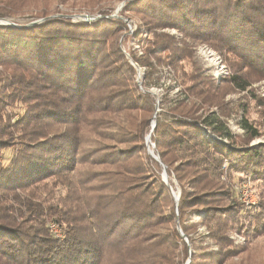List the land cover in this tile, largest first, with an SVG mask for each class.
Here are the masks:
<instances>
[{"label":"trees","instance_id":"obj_1","mask_svg":"<svg viewBox=\"0 0 264 264\" xmlns=\"http://www.w3.org/2000/svg\"><path fill=\"white\" fill-rule=\"evenodd\" d=\"M44 4L0 0V19L28 11L45 19L30 28L0 24V158L12 153L0 162V264H182L188 245L178 227L192 264H227L246 250L230 232L249 244L252 233L264 235V145H251L264 137V97L240 104L243 136L225 119V97L252 95L264 80V0H135L122 9L150 35L135 62L151 73L153 60L170 65L186 82L187 99L165 109L135 82L119 47L124 21L73 23L60 4ZM165 29L183 39L158 33ZM190 43L222 54L231 76H201ZM149 135L161 163L147 154ZM164 166L176 183L164 182ZM239 174L255 184L257 212L231 187ZM50 221L62 225L63 241L50 236ZM211 245L219 252L203 254Z\"/></svg>","mask_w":264,"mask_h":264},{"label":"rangeland","instance_id":"obj_2","mask_svg":"<svg viewBox=\"0 0 264 264\" xmlns=\"http://www.w3.org/2000/svg\"><path fill=\"white\" fill-rule=\"evenodd\" d=\"M134 1L135 0H45L44 6L54 7L60 4L59 8L67 14L68 17L66 18L71 19L73 23H95L105 18H116L124 21L127 26V31L125 33V36L121 38L119 42V47L137 71L135 82L138 85V82L140 81L141 84H143V89H141L138 85L139 90L142 93H150L159 101L163 102L161 109H165L167 106L170 105V103H172V100L187 99L185 91L186 82L183 83L181 81L177 71L170 65L158 66L157 63L153 60L151 64L153 65V69L155 70V72L151 73L152 69L149 68V65L142 66L136 63L133 59V57L135 56L143 57L145 55V48L150 38L149 32L145 29V24L144 22H142L141 17L137 15H131L132 20L129 21L130 19H127L125 16H123L122 9L126 6L133 4ZM36 8L37 7H32L31 9ZM32 13L35 12L28 11L22 16L16 18L0 19V24H8L7 22H10L13 24H17V26L20 27L26 26L30 28L31 25L42 21V19H37L36 17H34ZM129 23L131 26L129 25ZM158 33H166L171 36H174L179 42L183 39V36L174 29L160 30L158 31ZM125 37H127L128 39L125 40ZM190 47L192 48V51L194 53V60L199 67L201 76L210 78L217 83L231 76V70L227 63H225V59L222 54L216 52L214 49H212L206 44L190 43ZM208 50L213 52V55L210 54ZM250 89L252 95L251 93L247 94L241 92H234L225 97V103L230 105L229 108L232 111L229 117H226L225 119L228 129L234 136H243L245 133L240 126L245 116V109L240 107V104L248 98L251 99L257 97H264V80L254 83ZM161 109L159 107L157 108L158 113H161ZM235 109L239 110L236 111ZM255 110L251 109L253 116H256ZM211 111L214 112L217 116H220V110L218 108H212ZM16 113L21 114L22 108H18L16 110ZM132 116H135L136 118H141L140 114L137 113L132 114ZM203 133L208 137L207 132L203 131ZM212 136L215 138L214 135ZM223 142L226 141L223 140ZM145 144L147 154L151 156L153 160L158 162L155 158L158 156L155 154V144H153L151 141V135L147 137ZM251 145H264V137L254 140ZM150 153H152V155L154 156H152ZM11 156V152H6V154L2 158H0V162L7 164ZM226 166L227 163H225L223 166L224 173L226 172ZM164 175V172H162L163 180L165 177ZM235 176L236 177L234 181L231 182V187L233 191L239 197L246 211L257 212L259 209L260 201L252 178L249 176H242L240 174ZM170 179L172 182L176 183V180L174 178H169V176L167 179L168 183L170 182ZM222 179H227L226 174L222 176ZM238 192H242V194H240L242 196V200ZM245 199H248V201H246ZM52 223H55L59 226L62 225H60V223L56 221H50L47 224L50 236L55 240H59L50 232L49 225ZM178 231L182 235L185 243L188 245L189 258L183 259L182 264H192V246L179 227ZM199 234L202 235L200 238H203V235H207V230L205 228H200ZM249 237H251V244H249V238H245L244 235H241L237 232L229 233L228 238L232 242L233 246L237 249L246 248V250L242 252V254L240 253L234 256L232 261L227 264H264V235L258 238H254L255 234L252 233ZM203 244H211V242L209 240H205ZM211 247L209 251H207L208 249H206V251H203V254L212 251L219 252V248L213 245H211ZM204 259L205 258L203 257H201L200 260H198L197 258L194 260L193 264H210V261H204Z\"/></svg>","mask_w":264,"mask_h":264},{"label":"built area","instance_id":"obj_3","mask_svg":"<svg viewBox=\"0 0 264 264\" xmlns=\"http://www.w3.org/2000/svg\"><path fill=\"white\" fill-rule=\"evenodd\" d=\"M81 19V18H80ZM88 20V19H87ZM8 25H11V26H16L17 27V24H13V23H10V22H7ZM130 25V23H129ZM131 26V25H130ZM209 51V50H208ZM210 54L213 55V52L209 51ZM138 85L141 89H143V84H141V82L139 81L138 82ZM152 93V92H151ZM245 187V186H244ZM243 187V188H244ZM239 193V196L242 200V196L240 194H242V192H238ZM245 197V196H244ZM246 201H248V199H245ZM49 229H50V232L53 234V236H55L56 238H58L59 240H63L64 239V232H63V229L61 228V226L55 224V223H52L49 225Z\"/></svg>","mask_w":264,"mask_h":264},{"label":"water","instance_id":"obj_4","mask_svg":"<svg viewBox=\"0 0 264 264\" xmlns=\"http://www.w3.org/2000/svg\"><path fill=\"white\" fill-rule=\"evenodd\" d=\"M52 17H57V16H52ZM62 17H68V16H62ZM45 19H42V21H44ZM41 21V22H42ZM40 23V22H39ZM35 24H37V23H35ZM35 24H33V25H35ZM32 26V25H31ZM151 155H152V153H150ZM152 156H154V155H152ZM156 158V160L158 161V162H160L161 163V161H160V159H159V157H155ZM164 181L166 182V184L167 185H169V183H168V180H167V172H166V166H164ZM174 197H175V200H176V203L178 204V202H179V197L174 193Z\"/></svg>","mask_w":264,"mask_h":264},{"label":"bare ground","instance_id":"obj_5","mask_svg":"<svg viewBox=\"0 0 264 264\" xmlns=\"http://www.w3.org/2000/svg\"><path fill=\"white\" fill-rule=\"evenodd\" d=\"M167 179H168V175H167Z\"/></svg>","mask_w":264,"mask_h":264}]
</instances>
